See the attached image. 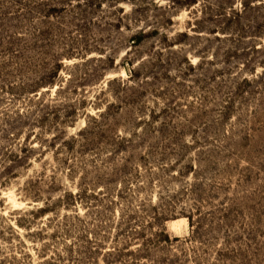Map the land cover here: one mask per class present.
<instances>
[{
  "label": "rangeland",
  "instance_id": "1",
  "mask_svg": "<svg viewBox=\"0 0 264 264\" xmlns=\"http://www.w3.org/2000/svg\"><path fill=\"white\" fill-rule=\"evenodd\" d=\"M0 264H264V0H0Z\"/></svg>",
  "mask_w": 264,
  "mask_h": 264
},
{
  "label": "trees",
  "instance_id": "2",
  "mask_svg": "<svg viewBox=\"0 0 264 264\" xmlns=\"http://www.w3.org/2000/svg\"><path fill=\"white\" fill-rule=\"evenodd\" d=\"M227 16V15H226ZM225 17V19L227 20V22L229 23H232V19L234 18H231V17ZM235 17H238V16H235ZM148 37V34L144 33L143 31H139L135 37L132 39L133 40V43L134 44H139L141 43L144 39H146ZM187 65L188 67L192 70V66L190 65L189 62H187ZM132 74H136L135 72L132 71Z\"/></svg>",
  "mask_w": 264,
  "mask_h": 264
}]
</instances>
